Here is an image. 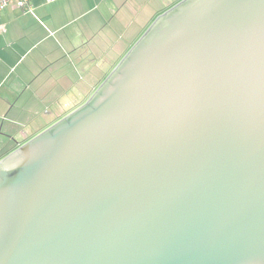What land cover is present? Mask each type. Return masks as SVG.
<instances>
[{
	"label": "water",
	"instance_id": "water-1",
	"mask_svg": "<svg viewBox=\"0 0 264 264\" xmlns=\"http://www.w3.org/2000/svg\"><path fill=\"white\" fill-rule=\"evenodd\" d=\"M0 264H264V0L178 1L1 158Z\"/></svg>",
	"mask_w": 264,
	"mask_h": 264
},
{
	"label": "crops",
	"instance_id": "crops-1",
	"mask_svg": "<svg viewBox=\"0 0 264 264\" xmlns=\"http://www.w3.org/2000/svg\"><path fill=\"white\" fill-rule=\"evenodd\" d=\"M180 0H32L0 12V155L81 105Z\"/></svg>",
	"mask_w": 264,
	"mask_h": 264
},
{
	"label": "built area",
	"instance_id": "built-area-1",
	"mask_svg": "<svg viewBox=\"0 0 264 264\" xmlns=\"http://www.w3.org/2000/svg\"><path fill=\"white\" fill-rule=\"evenodd\" d=\"M32 0H0V12L9 5H16L24 10H27L30 8ZM47 1H53V0H47ZM2 26L0 25V32L2 31Z\"/></svg>",
	"mask_w": 264,
	"mask_h": 264
},
{
	"label": "rangeland",
	"instance_id": "rangeland-1",
	"mask_svg": "<svg viewBox=\"0 0 264 264\" xmlns=\"http://www.w3.org/2000/svg\"><path fill=\"white\" fill-rule=\"evenodd\" d=\"M167 1H168V0H159V3L161 2V4L164 5ZM158 15H159V14H158ZM158 15H157V16H158ZM157 16H155V18H156ZM155 18H154V19H155ZM154 19H153V20H154ZM152 22H153V21H152ZM152 22H151V23H152ZM151 23H150V24H151ZM147 28H148V27H147ZM147 28H146V29H147ZM146 29H145V30H146ZM145 30L143 31V33L145 32ZM143 33H142V34H143ZM142 34H141V35H142ZM141 35H140V36H141ZM140 36H139V37H140ZM139 37L137 38V40L139 39ZM137 40H136V41H137ZM136 41H135V42H136ZM135 42H133V44H134ZM133 44H132V45H133ZM132 45H131V46H132ZM131 46H130V47H131ZM130 47H129V48H130ZM129 48H128V49H129ZM127 51H128V50H127ZM127 51H126V52H127ZM126 52H125V53H126ZM125 53H124V54H125ZM121 58H122V57H121ZM117 63H118V62H117ZM3 157H4V156L0 155V159L3 158Z\"/></svg>",
	"mask_w": 264,
	"mask_h": 264
},
{
	"label": "trees",
	"instance_id": "trees-1",
	"mask_svg": "<svg viewBox=\"0 0 264 264\" xmlns=\"http://www.w3.org/2000/svg\"><path fill=\"white\" fill-rule=\"evenodd\" d=\"M75 109V108H74Z\"/></svg>",
	"mask_w": 264,
	"mask_h": 264
}]
</instances>
